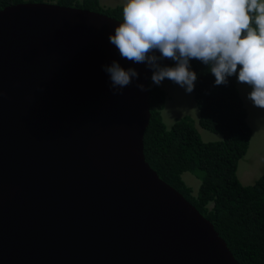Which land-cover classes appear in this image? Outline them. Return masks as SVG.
I'll return each mask as SVG.
<instances>
[{"label":"water","instance_id":"obj_1","mask_svg":"<svg viewBox=\"0 0 264 264\" xmlns=\"http://www.w3.org/2000/svg\"><path fill=\"white\" fill-rule=\"evenodd\" d=\"M120 23L0 9V264H240L145 160L152 69L109 42ZM112 61L138 73L121 96L102 70Z\"/></svg>","mask_w":264,"mask_h":264},{"label":"trees","instance_id":"obj_2","mask_svg":"<svg viewBox=\"0 0 264 264\" xmlns=\"http://www.w3.org/2000/svg\"><path fill=\"white\" fill-rule=\"evenodd\" d=\"M19 3L76 7L123 22V6L104 9L98 0H0V9ZM160 66H175V62ZM190 66L197 77L192 94L198 125L220 135L221 140L203 142L190 118L167 128L160 115L166 95L150 77L147 84L150 120L143 138L145 160L161 180L213 224L240 264H264V174L249 186L242 185L236 174L252 134L237 88L239 83L234 75L227 78L226 84L217 86L210 65L193 59ZM186 172L201 181L196 196L181 178Z\"/></svg>","mask_w":264,"mask_h":264},{"label":"clouds","instance_id":"obj_3","mask_svg":"<svg viewBox=\"0 0 264 264\" xmlns=\"http://www.w3.org/2000/svg\"><path fill=\"white\" fill-rule=\"evenodd\" d=\"M122 18L109 42L122 59L152 69L153 84L167 79L192 92L197 77L190 60L195 59L210 65L217 86L235 75L250 87L247 99L264 109V0H124ZM156 52L175 66L157 64ZM102 70L113 95H123L138 78L135 69L116 61Z\"/></svg>","mask_w":264,"mask_h":264},{"label":"rangeland","instance_id":"obj_4","mask_svg":"<svg viewBox=\"0 0 264 264\" xmlns=\"http://www.w3.org/2000/svg\"><path fill=\"white\" fill-rule=\"evenodd\" d=\"M98 2L99 6L104 9L123 6L124 4V0H98ZM159 86L166 95L164 108L160 115L167 128H170L176 121L190 118L194 121V126L203 142L221 140L220 135L199 127V115L192 92H186L183 87L169 81H164ZM237 88L247 111V123L252 134L247 152L238 163L236 174L242 185L249 186L264 174V109L253 106L252 102L247 99V95L251 91L248 85L239 83ZM246 169H250L251 172V176L248 178L243 176ZM181 178L185 185L191 189L192 195L196 196L201 184L200 179L189 172L183 173Z\"/></svg>","mask_w":264,"mask_h":264},{"label":"crops","instance_id":"obj_5","mask_svg":"<svg viewBox=\"0 0 264 264\" xmlns=\"http://www.w3.org/2000/svg\"><path fill=\"white\" fill-rule=\"evenodd\" d=\"M246 178L250 177L251 176V172H250V169H246V171L244 172V175ZM247 181V180H246Z\"/></svg>","mask_w":264,"mask_h":264}]
</instances>
